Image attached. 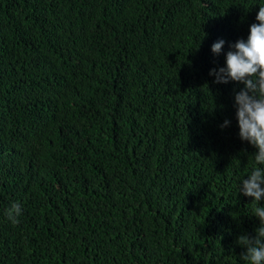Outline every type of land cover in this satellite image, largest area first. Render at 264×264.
Wrapping results in <instances>:
<instances>
[{"label":"trees","instance_id":"1","mask_svg":"<svg viewBox=\"0 0 264 264\" xmlns=\"http://www.w3.org/2000/svg\"><path fill=\"white\" fill-rule=\"evenodd\" d=\"M260 6L0 0V264H247L244 85L209 73Z\"/></svg>","mask_w":264,"mask_h":264},{"label":"clouds","instance_id":"2","mask_svg":"<svg viewBox=\"0 0 264 264\" xmlns=\"http://www.w3.org/2000/svg\"><path fill=\"white\" fill-rule=\"evenodd\" d=\"M256 21L258 23L250 26L247 40H238L231 46L234 51L227 52L226 67L212 69L209 75L215 76L214 82L218 84L234 81L244 85L234 97L239 138L256 149V166L242 180L240 193L252 198L254 205H259L264 200V6L259 7ZM224 44V40L213 43L212 53L219 55ZM229 125L230 121L225 120L220 127L223 129ZM21 213L20 204L13 203L6 216L17 224ZM252 216L260 221L256 235H241L237 243L245 249L241 257L247 264H264V206H254Z\"/></svg>","mask_w":264,"mask_h":264}]
</instances>
